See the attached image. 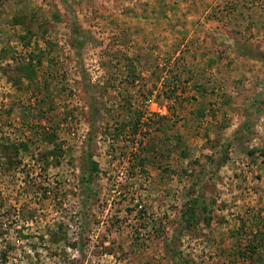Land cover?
Here are the masks:
<instances>
[{
	"label": "rangeland",
	"instance_id": "1",
	"mask_svg": "<svg viewBox=\"0 0 264 264\" xmlns=\"http://www.w3.org/2000/svg\"><path fill=\"white\" fill-rule=\"evenodd\" d=\"M0 264H264V0H0Z\"/></svg>",
	"mask_w": 264,
	"mask_h": 264
},
{
	"label": "trees",
	"instance_id": "2",
	"mask_svg": "<svg viewBox=\"0 0 264 264\" xmlns=\"http://www.w3.org/2000/svg\"><path fill=\"white\" fill-rule=\"evenodd\" d=\"M97 165L92 161V159H89V169L92 170V172H96L97 171ZM86 182L88 185H90L92 183V175H88ZM253 253V252H252Z\"/></svg>",
	"mask_w": 264,
	"mask_h": 264
}]
</instances>
